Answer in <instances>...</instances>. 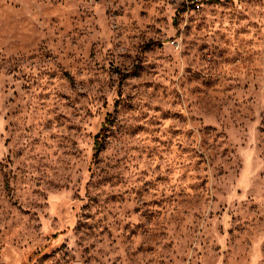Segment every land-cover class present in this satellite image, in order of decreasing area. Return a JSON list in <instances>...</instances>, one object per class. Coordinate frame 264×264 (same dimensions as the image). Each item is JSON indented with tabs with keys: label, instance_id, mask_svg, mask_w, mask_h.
<instances>
[{
	"label": "rangeland",
	"instance_id": "1",
	"mask_svg": "<svg viewBox=\"0 0 264 264\" xmlns=\"http://www.w3.org/2000/svg\"><path fill=\"white\" fill-rule=\"evenodd\" d=\"M0 264H264V0H0Z\"/></svg>",
	"mask_w": 264,
	"mask_h": 264
},
{
	"label": "trees",
	"instance_id": "2",
	"mask_svg": "<svg viewBox=\"0 0 264 264\" xmlns=\"http://www.w3.org/2000/svg\"><path fill=\"white\" fill-rule=\"evenodd\" d=\"M102 132H98L97 134L93 135V148L98 149L100 146Z\"/></svg>",
	"mask_w": 264,
	"mask_h": 264
}]
</instances>
